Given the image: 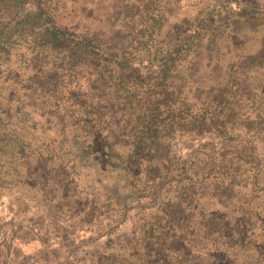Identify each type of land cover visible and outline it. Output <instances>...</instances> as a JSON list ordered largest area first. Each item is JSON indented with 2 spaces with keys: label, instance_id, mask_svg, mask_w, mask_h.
Wrapping results in <instances>:
<instances>
[{
  "label": "trees",
  "instance_id": "obj_1",
  "mask_svg": "<svg viewBox=\"0 0 264 264\" xmlns=\"http://www.w3.org/2000/svg\"><path fill=\"white\" fill-rule=\"evenodd\" d=\"M128 1L127 39L116 43L58 24L56 0H0V174L15 176L7 189L44 190L39 202L75 223L106 205L137 207L131 227L81 264H264V32L192 98L202 29L163 36L165 0ZM239 21L262 25L264 12ZM28 105L54 135L36 131ZM174 138L200 142L181 156ZM77 167L96 172L85 190L67 172Z\"/></svg>",
  "mask_w": 264,
  "mask_h": 264
},
{
  "label": "rangeland",
  "instance_id": "obj_2",
  "mask_svg": "<svg viewBox=\"0 0 264 264\" xmlns=\"http://www.w3.org/2000/svg\"><path fill=\"white\" fill-rule=\"evenodd\" d=\"M161 8L163 36L176 37L189 27L199 26L203 31L200 43L190 54L188 81L191 82L186 90L191 97L216 82L218 65L239 52H254L264 32V24L239 21L244 13L264 12V0H165ZM130 9L128 0H56L53 15L62 26L124 43L131 23ZM26 107L35 121L36 131L48 128L45 133L54 135L45 114L31 111L30 105ZM199 142L196 138L184 142L174 138L172 147L176 154L185 156ZM202 146L210 148L204 142ZM258 146L264 147V144ZM67 172L77 175V190H85L84 183L92 186L96 173L86 167ZM59 177L65 179L64 175ZM14 178L11 170L7 175L0 174V264H79L81 260L87 261L88 254L97 247L114 241L118 233L128 230L135 219L136 206L124 209L106 205L90 224L75 223L59 213L53 204L47 205L48 201L39 202L45 196L44 190L21 191L24 195L17 197L7 189L14 184ZM66 188L73 192L71 183Z\"/></svg>",
  "mask_w": 264,
  "mask_h": 264
}]
</instances>
